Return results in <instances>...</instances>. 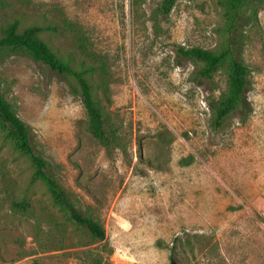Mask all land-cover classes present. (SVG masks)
Returning a JSON list of instances; mask_svg holds the SVG:
<instances>
[{
  "label": "rangeland",
  "instance_id": "rangeland-1",
  "mask_svg": "<svg viewBox=\"0 0 264 264\" xmlns=\"http://www.w3.org/2000/svg\"><path fill=\"white\" fill-rule=\"evenodd\" d=\"M159 1L0 0V37L14 20L21 30L61 27L65 18L81 28L106 62L103 76L89 77L117 130L109 151L87 127L73 78L0 46L3 95L77 206L107 234L91 237L53 205L0 121V264H264V0H256L258 19L244 27L240 52L251 69V111L244 120L233 111L217 131L209 102L226 90V71L200 78L176 47H222L223 7L179 0L163 16ZM39 36L64 59L77 53L65 28ZM20 198L26 210L14 207Z\"/></svg>",
  "mask_w": 264,
  "mask_h": 264
},
{
  "label": "trees",
  "instance_id": "trees-1",
  "mask_svg": "<svg viewBox=\"0 0 264 264\" xmlns=\"http://www.w3.org/2000/svg\"><path fill=\"white\" fill-rule=\"evenodd\" d=\"M177 1L179 0H160L157 12L167 16ZM218 2L223 7L225 29L228 32L226 43L218 49L181 45L176 47L177 53L183 58L196 62L197 68L194 74L200 78L212 77L219 68L226 71V90L218 98L211 99L209 102L208 125L214 131L222 128L224 121L233 111L239 109L243 120L248 117L251 111L247 96L251 87V69L241 59L240 52L244 27L256 23L258 19L256 0H218ZM62 24L61 27L31 25L21 30L19 21L14 20L0 37V46L25 51L32 58L45 63L59 74L73 78L75 82L71 83L70 88L83 103L88 118L89 131L110 151L117 145V130L109 124L102 105L95 96L94 85L89 77V73L103 76L106 71V62L102 56L89 50L88 39L78 25L67 18L63 19ZM63 28L72 32L77 48V53L67 59L59 56L39 36L43 29L59 31ZM76 56L81 57L77 65L74 64ZM0 121L8 128L9 135L15 139L17 148L30 158L34 167L33 178L39 179L45 184L53 205L62 211L71 223L84 228L91 237L104 240L107 236L104 225L100 220L79 208L71 192L55 176V166L32 143L31 126L18 115L12 104L5 98L1 91V83ZM13 204L14 207L24 210L29 205L25 199L21 198L13 201Z\"/></svg>",
  "mask_w": 264,
  "mask_h": 264
},
{
  "label": "water",
  "instance_id": "water-1",
  "mask_svg": "<svg viewBox=\"0 0 264 264\" xmlns=\"http://www.w3.org/2000/svg\"><path fill=\"white\" fill-rule=\"evenodd\" d=\"M172 264H176V263H175V260H172Z\"/></svg>",
  "mask_w": 264,
  "mask_h": 264
}]
</instances>
